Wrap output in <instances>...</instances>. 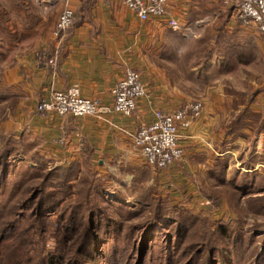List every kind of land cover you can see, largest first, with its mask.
Wrapping results in <instances>:
<instances>
[{"label": "rangeland", "instance_id": "rangeland-1", "mask_svg": "<svg viewBox=\"0 0 264 264\" xmlns=\"http://www.w3.org/2000/svg\"><path fill=\"white\" fill-rule=\"evenodd\" d=\"M237 16L241 18L238 12ZM240 21L252 30L246 27L250 38L239 33L237 42L248 44L241 57L232 56L227 46L220 50L212 27L198 37L171 36L164 54L146 63L158 67L162 80L192 102L205 101V112L219 108L225 130L230 126L244 131L262 124L257 118L264 114V35L254 24ZM6 27L0 25V90L11 92L17 84L9 73L15 61L2 56ZM18 96L6 104L0 97V264L24 259L42 264L39 256L72 243L73 264H264V210L254 213L251 202L238 201L240 195L231 186L210 184L214 191L228 190L227 201L217 192L207 199L188 188H181L179 194L172 180L145 179V166L146 171L110 176L93 154L82 151L72 158L78 159L76 167H66L8 125ZM212 131L210 135H215ZM11 132L18 135L16 149L5 153ZM234 156L238 163L241 151H234ZM225 159L229 161V154ZM81 202L85 206L77 208ZM91 208H96L90 217L96 229H106L94 245L87 243ZM158 210L166 216L147 226ZM177 212L187 218L189 230L175 244L182 230L173 222L179 219L172 216ZM150 232L155 236L150 237Z\"/></svg>", "mask_w": 264, "mask_h": 264}, {"label": "crops", "instance_id": "crops-1", "mask_svg": "<svg viewBox=\"0 0 264 264\" xmlns=\"http://www.w3.org/2000/svg\"><path fill=\"white\" fill-rule=\"evenodd\" d=\"M67 5L76 11L75 23L62 37L55 36L59 16ZM168 14L183 21L189 17L202 20L205 31L213 27L220 50L226 51L227 46L232 56L248 48V44L237 42L241 40L239 33L252 37V30L240 21L243 19L237 16L234 5L225 0H169ZM169 15L143 20L122 0L111 4L105 0H0V25H7L2 56L15 61L9 73L17 84L15 90H5L0 97L6 104L11 97L16 100L21 95L8 125L27 143L37 142L50 160L56 158L55 162L68 165L82 151L87 156L93 154L110 176L146 171L142 169L145 166V179L172 180L179 194L181 188H188L207 199V188L213 184L215 188L234 186L233 191L240 195L238 201L263 196L264 165L259 162L264 161V114L257 118L262 124L255 130L242 131L220 126L223 113L219 108L206 111L199 124L184 130V156L168 168L149 164L136 147L139 126L151 120L156 109L172 110L193 100L163 81L158 67L146 63L148 58L164 54L171 36L183 33L170 26ZM53 54L58 57L56 66L47 63ZM128 67L143 74L149 90L131 115L113 108V88ZM73 85L99 100V113L75 116L38 108L54 90ZM211 129L215 135H210ZM234 151H241L238 163ZM263 210L264 204L253 212Z\"/></svg>", "mask_w": 264, "mask_h": 264}, {"label": "built area", "instance_id": "built-area-1", "mask_svg": "<svg viewBox=\"0 0 264 264\" xmlns=\"http://www.w3.org/2000/svg\"><path fill=\"white\" fill-rule=\"evenodd\" d=\"M105 1L108 4L113 2V0ZM122 1L143 20L169 15V0ZM225 1L233 2L239 16L244 21L254 24L264 35V0ZM75 16V9L67 5L59 16L54 35L62 37L72 26ZM169 24L174 30L183 31L190 38L200 36L205 29L202 20L190 17L183 21L178 16L169 15ZM57 61V55L53 54L47 63L56 66ZM148 93L143 74L136 68L128 67L113 88V108L123 114H134L138 107V100ZM38 108L57 111L63 115L86 116L99 113L101 105L98 99L83 94L80 86L73 85L65 89L54 90L51 96L40 101ZM205 109L206 102L199 99L172 110L156 109L153 118L144 121L135 134V145L144 160L160 169L168 168L180 160L185 153L182 144L183 132L195 124V120L204 114Z\"/></svg>", "mask_w": 264, "mask_h": 264}, {"label": "trees", "instance_id": "trees-1", "mask_svg": "<svg viewBox=\"0 0 264 264\" xmlns=\"http://www.w3.org/2000/svg\"><path fill=\"white\" fill-rule=\"evenodd\" d=\"M231 4H233L234 5V8L236 9V5L233 3V2H230ZM76 17L77 16H75V18H74V22H73V24H72V26L74 25V23H75V19H76ZM72 26L68 29V31H70L71 29H72ZM67 31V32H68ZM243 51L242 50H240V52L239 53H237V56L238 57H241V53H242ZM3 90H0V94H2L3 95ZM0 106H3V105H1L0 104ZM11 135L8 137V138H6L7 139V141H6V143H5V145H6V150H5V153H8L9 151H11V150H15L16 149V133L15 132H11L10 133ZM18 136V135H17ZM76 160H78V159H72V164L70 163L69 165H65L66 167H76ZM64 166V167H65ZM60 169H61V167H60ZM64 169H67V168H64ZM225 186H227V185H225ZM228 187V186H227ZM233 189H234V186H231ZM215 188V187H214ZM219 188V187H218ZM219 193L220 194V197L221 196H226V194L228 195V197H230V195H229V193H228V190H226V192H224V191H219V190H212L211 189V186H209V188H207V194H208V196L209 197H211V195H213V193ZM227 197V196H226ZM227 197V198H228ZM264 200V195L263 196H259V197H251L250 199H249V201L251 202V204H252V208L253 209H258V202L259 201H263ZM42 203V202H41ZM85 202H81L80 204H78V205H76V207L77 208H80V207H82V206H85ZM262 204H264V203H262ZM261 204V205H262ZM82 205V206H81ZM94 210H96V208H91V209H89V212H90V214H89V218L91 217V216H93V212H94ZM45 212H46V209H45ZM166 213L167 212H164L163 214H161L160 213V211L158 210L153 216V218H151L150 220V222L149 223H147V226L148 225H151V223H154L155 221H157V220H161L162 219V217L163 216H166ZM171 212H169V214H170ZM171 215V214H170ZM176 215V216H175ZM180 215L181 214H179L178 212L176 213V214H174V215H172L173 217L175 216L176 218H179L178 220H176V221H173L174 222V225H177V227H178V229H182L180 232H178V234H177V240H176V242H175V244H178L180 241H181V239H183V238H185L186 236V234H187V231L189 230V226L187 225V222H186V220H187V218H185V217H183L182 216V218L180 217ZM188 227V228H187ZM88 229H89V235L87 236V243H90V245H94V243H95V241H96V239H98V238H100V237H103L104 236V232L106 231V229L105 230H98V229H100V228H97L96 229V226H95V224L93 223V221H92V219L90 218V223H89V226H88ZM175 229V228H174ZM153 229H151L150 231H152ZM100 233V237L99 236H97L98 234ZM149 236L150 237H153V236H155V233H153V232H150V234H149ZM63 241H64V239H63ZM99 242H100V240H99ZM72 246H73V243L71 244V245H69L68 247H66L65 245L64 246H62V247H60V249L59 250H57V251H55V252H57V253H55V252H52L51 254H50V252L51 251H49V252H47L46 254H44V255H42V256H39V258H41L42 260H43V263L42 264H73V260L72 259H70V257L72 256V255H76V253H74V251H73V249H72ZM94 247H97V245H95ZM55 253V254H54ZM18 264H31V263H28V261H27V259H24L23 261H22V263H18Z\"/></svg>", "mask_w": 264, "mask_h": 264}]
</instances>
